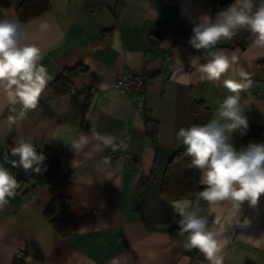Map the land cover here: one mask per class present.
<instances>
[{"label":"crops","instance_id":"obj_1","mask_svg":"<svg viewBox=\"0 0 264 264\" xmlns=\"http://www.w3.org/2000/svg\"><path fill=\"white\" fill-rule=\"evenodd\" d=\"M20 3L0 0V17L15 18L28 30L52 79L37 108L22 119L19 105L13 110L0 95V160L18 137L31 138L41 151L59 153L61 191L71 201V234L60 236L45 218L53 197L47 179L40 176L32 198L25 184L0 211V264H209L199 250L185 247L187 234L172 208L173 202L185 199L166 198L163 184L170 162L184 147L177 132L197 124L193 101L204 102L214 115L229 94L222 82L199 79L191 60L198 57L205 63L207 53L194 49L189 40L199 17L214 18L233 0H54L48 13L29 23L18 19ZM45 22L48 29L42 31L39 26ZM253 39L241 30L216 45L235 53L236 68L243 67L252 81L241 93L249 127L244 135L237 131L231 137L237 150L264 143V47L254 46ZM77 67L84 70L72 88L97 89L89 107L53 86ZM127 69L146 76L144 111L116 88ZM231 76L235 73L225 78ZM181 78L186 83L178 82ZM92 129L116 137L117 143L125 140L139 162L105 163L102 157L111 148L94 150L89 144L76 153L64 142L90 135ZM6 167L19 170L25 181L34 174ZM200 205L211 227L222 224L226 229L223 264H264V195L256 207L243 205L241 220L250 221L246 226L231 222L221 206Z\"/></svg>","mask_w":264,"mask_h":264},{"label":"clouds","instance_id":"obj_2","mask_svg":"<svg viewBox=\"0 0 264 264\" xmlns=\"http://www.w3.org/2000/svg\"><path fill=\"white\" fill-rule=\"evenodd\" d=\"M39 27L46 31L48 24L41 23ZM241 30L250 33L254 46L264 47V0H233L214 18L209 15L199 17L189 40L194 49L207 53L205 63H200L198 57L191 60L199 79L222 82L229 93L219 101L218 110L208 122L182 127L177 132V139L190 157L189 166L201 173L203 188L195 200L175 201L172 208L180 217L181 232L187 234L185 247L199 250L209 264H223L221 253L228 241L223 238L226 229L222 224L215 228L210 226L200 201L210 208L221 206L231 222L246 226L250 221L247 218L241 220L243 205L247 202L249 207H256L264 195V143H250L237 150L231 142L234 132L244 135L249 127L241 93L251 86L250 74L243 67L236 68L239 58L235 53L229 54L216 47L222 40L233 39ZM31 39L28 30L15 18L0 17V95L13 110L19 105L21 119L37 108L52 79L42 64V49ZM229 72H234L235 76L225 78ZM178 82L186 83L182 78ZM64 142L76 153L89 144L100 151L104 148L127 150L128 147L125 140L117 143L116 137L95 129L90 135L82 133ZM45 159L31 138L18 137L14 146L4 151L0 160V211L8 206L20 188L16 174L6 165L21 168L25 173L41 174L46 170ZM104 162L107 163L108 158H104Z\"/></svg>","mask_w":264,"mask_h":264},{"label":"trees","instance_id":"obj_3","mask_svg":"<svg viewBox=\"0 0 264 264\" xmlns=\"http://www.w3.org/2000/svg\"><path fill=\"white\" fill-rule=\"evenodd\" d=\"M54 0H21L17 9L18 19L22 23H29L48 13ZM2 6H7L2 2ZM261 72L264 79V62L260 64ZM82 67L66 71L61 78L54 83V88L58 93L69 94L72 89L73 80L83 72ZM192 112L198 116L197 124H204L212 117V111L204 102L193 101ZM46 157L44 167L46 170L41 174L34 173L33 176L25 181L19 170H13L17 180L20 183V190L25 184L30 185V191L34 192L33 184L40 177L47 179L50 194L53 199L49 208L45 212V218L50 222L53 228L66 238L71 234L70 222L67 212L70 208L71 201L62 195L61 179L63 176L60 155L54 150L41 151ZM185 146L176 154L170 162L164 179L163 195L169 199H188L195 198L196 194L202 190L201 173L195 168H191L190 157L186 155ZM17 190V191H18Z\"/></svg>","mask_w":264,"mask_h":264},{"label":"built area","instance_id":"obj_4","mask_svg":"<svg viewBox=\"0 0 264 264\" xmlns=\"http://www.w3.org/2000/svg\"><path fill=\"white\" fill-rule=\"evenodd\" d=\"M93 13L97 14V11ZM146 81V76L127 69L119 75L116 81V88L120 92L128 94L138 110L144 111L147 108ZM96 94L97 89L94 87H82L80 90L72 88L69 92V96L73 99H82L86 107L92 104V100ZM102 158L103 160L104 158H108V162H122L126 166H132L139 162V158L135 157L128 147L127 150L118 149L113 151L109 149ZM33 196V192L27 193L28 198H32ZM20 257L24 258L25 253H21Z\"/></svg>","mask_w":264,"mask_h":264}]
</instances>
